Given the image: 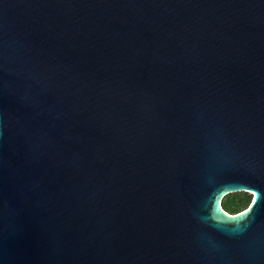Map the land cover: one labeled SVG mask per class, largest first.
Returning a JSON list of instances; mask_svg holds the SVG:
<instances>
[{
  "label": "water",
  "instance_id": "95a60500",
  "mask_svg": "<svg viewBox=\"0 0 264 264\" xmlns=\"http://www.w3.org/2000/svg\"><path fill=\"white\" fill-rule=\"evenodd\" d=\"M0 264H264V0H0Z\"/></svg>",
  "mask_w": 264,
  "mask_h": 264
},
{
  "label": "trees",
  "instance_id": "16d2710c",
  "mask_svg": "<svg viewBox=\"0 0 264 264\" xmlns=\"http://www.w3.org/2000/svg\"><path fill=\"white\" fill-rule=\"evenodd\" d=\"M252 195L245 192L228 194L221 201L222 209L229 214H236L244 210L251 202Z\"/></svg>",
  "mask_w": 264,
  "mask_h": 264
},
{
  "label": "snow or ice",
  "instance_id": "6c2138e0",
  "mask_svg": "<svg viewBox=\"0 0 264 264\" xmlns=\"http://www.w3.org/2000/svg\"><path fill=\"white\" fill-rule=\"evenodd\" d=\"M254 195V197H255V193L253 194ZM256 202V200L255 199H253V204ZM241 215H244V213H241Z\"/></svg>",
  "mask_w": 264,
  "mask_h": 264
}]
</instances>
